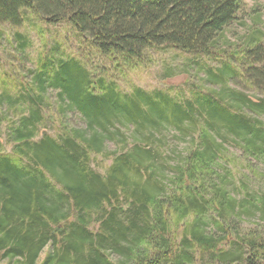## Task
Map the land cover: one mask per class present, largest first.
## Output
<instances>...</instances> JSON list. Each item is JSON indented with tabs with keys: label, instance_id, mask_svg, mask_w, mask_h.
I'll list each match as a JSON object with an SVG mask.
<instances>
[{
	"label": "trees",
	"instance_id": "trees-1",
	"mask_svg": "<svg viewBox=\"0 0 264 264\" xmlns=\"http://www.w3.org/2000/svg\"><path fill=\"white\" fill-rule=\"evenodd\" d=\"M245 1L0 0V26L21 28L28 12L69 24L118 67L150 50L213 58ZM240 42L227 56L239 71L226 58L190 97L122 91L56 48L31 81L0 73V264H264V231L243 226L264 221V192L249 188L264 179V97L229 86L240 75L264 93V30ZM171 133L184 147L167 153ZM94 156L112 163L102 172Z\"/></svg>",
	"mask_w": 264,
	"mask_h": 264
},
{
	"label": "rangeland",
	"instance_id": "rangeland-1",
	"mask_svg": "<svg viewBox=\"0 0 264 264\" xmlns=\"http://www.w3.org/2000/svg\"><path fill=\"white\" fill-rule=\"evenodd\" d=\"M245 2V11L241 15L242 20L232 25L226 34L232 48L221 47L227 54L220 51L217 53L220 57L217 55L213 58H200L199 56L182 54L172 50H150L143 61L133 66L120 63L118 64L119 67L114 66V63L107 59H101L93 48L83 44L69 24L63 23L57 26H48L37 18L34 13L28 12L27 20L23 27L0 26V73L3 71L8 72L11 76L13 75L12 77L16 81H22L23 79L31 81L33 75L30 74V70L34 71L39 66L42 55L48 56L56 48L57 54L65 52L67 55L83 58L90 64V67L95 64L99 67L100 74H104L108 79L116 81L122 91H130L133 87L138 86L148 91L169 89L173 94L177 95L182 92L181 90H186L187 96L190 97L196 85L205 88L214 87L207 82V69H223V62L228 54L231 56L235 55L236 48H233L232 44H241L240 40L247 34H251L255 27L264 30V0H246ZM17 33L27 36L30 40V45L25 50H21L17 44ZM230 58H227V60L239 71L240 62L237 59ZM230 79L229 86L232 88L245 91L252 98L264 97L263 92L251 87L242 76L234 75ZM1 88L2 85H0V90H2ZM54 93H50L53 99L55 98ZM69 122L73 125L81 123L75 116H72ZM51 128L48 132L56 134L53 124ZM170 136L171 149L167 153L174 150L173 148H178V151L181 150L184 144H178L176 140H173V133ZM9 149L10 147H7V150ZM108 150L117 151L118 146L114 143H109ZM236 156L239 155L237 154ZM93 159L94 161L96 159L95 168L102 172L112 163L111 160H105L102 156H94ZM234 172L235 175L240 176V174L244 175L247 170L243 169L241 165H237ZM249 188L260 189L259 191L262 190L264 192V179L253 181ZM243 226L247 228L260 227L264 231V221L259 218L249 219ZM49 249H46L41 259L45 257ZM4 264L7 263L5 262Z\"/></svg>",
	"mask_w": 264,
	"mask_h": 264
}]
</instances>
